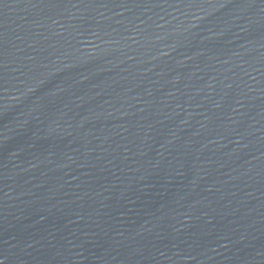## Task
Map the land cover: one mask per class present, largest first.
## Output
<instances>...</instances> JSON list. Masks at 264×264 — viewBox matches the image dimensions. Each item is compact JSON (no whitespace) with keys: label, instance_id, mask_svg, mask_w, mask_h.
Masks as SVG:
<instances>
[{"label":"water","instance_id":"obj_1","mask_svg":"<svg viewBox=\"0 0 264 264\" xmlns=\"http://www.w3.org/2000/svg\"><path fill=\"white\" fill-rule=\"evenodd\" d=\"M0 264H264V0H0Z\"/></svg>","mask_w":264,"mask_h":264}]
</instances>
